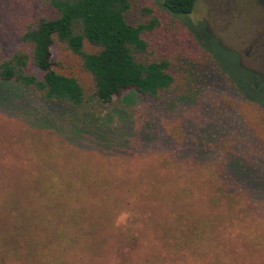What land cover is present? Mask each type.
Wrapping results in <instances>:
<instances>
[{"label": "rangeland", "instance_id": "rangeland-1", "mask_svg": "<svg viewBox=\"0 0 264 264\" xmlns=\"http://www.w3.org/2000/svg\"><path fill=\"white\" fill-rule=\"evenodd\" d=\"M130 3L129 23L147 4L160 11L145 38L169 59L174 89L158 99L123 92L89 127L95 136L67 129L60 109L20 91L0 95V264H44L11 234L60 264H122L125 255L134 264H264V0H195L174 17L184 40L168 33L161 0ZM41 9L0 0V59ZM51 60L91 91L76 56L54 46ZM97 134L109 143L95 144ZM56 239L73 244L55 251Z\"/></svg>", "mask_w": 264, "mask_h": 264}, {"label": "trees", "instance_id": "trees-1", "mask_svg": "<svg viewBox=\"0 0 264 264\" xmlns=\"http://www.w3.org/2000/svg\"><path fill=\"white\" fill-rule=\"evenodd\" d=\"M130 2L36 0L42 9L22 26L16 46L0 59V95L13 97L20 91L39 105L60 109L57 120H63L67 129L83 127L84 133L94 136L96 133L90 128H98L96 121L99 113L108 109L113 104V98H118L123 92L133 91L147 99L169 95L175 86L174 77L169 72V59L155 56L145 38L159 27L160 11L147 4L139 10L144 16L143 20L129 23L126 17L131 10ZM194 3L195 0H161V8L168 14L166 24L172 27L169 30L167 27V31L173 37L186 39L188 32L174 17L190 14ZM85 44L90 50L85 49ZM54 46L77 57L81 70L91 78L92 88L89 93L84 92L75 77L62 74L54 68L51 60V48ZM201 49L207 56L206 61L211 69L209 73L222 78L223 74L216 68L209 51L205 47ZM231 89L237 97L239 94L243 96L238 89L232 86ZM4 102L0 97V103ZM14 107L19 108L20 104L8 109ZM124 117L121 118L123 121ZM69 133L72 134V138L69 137L72 143L81 142L82 135L76 138L74 132ZM143 136L147 137L145 133L141 134V138ZM94 142L102 146L103 143H109L106 139L102 141L98 138V134ZM123 145L121 143L118 147ZM11 235L12 239H18V249L27 247L29 250L25 251V257L36 263L35 257H44V264H60L57 253L52 257L45 247L37 250L29 245L27 239ZM60 242L70 246L73 244L64 243L65 240H52L51 246L55 251H63ZM12 252L15 253V248ZM120 258L122 264H134L135 261V257L126 255Z\"/></svg>", "mask_w": 264, "mask_h": 264}]
</instances>
